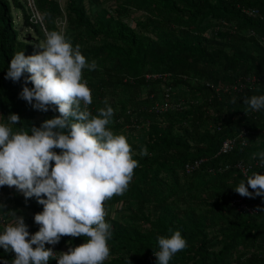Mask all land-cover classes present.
<instances>
[{"label":"trees","instance_id":"16d2710c","mask_svg":"<svg viewBox=\"0 0 264 264\" xmlns=\"http://www.w3.org/2000/svg\"><path fill=\"white\" fill-rule=\"evenodd\" d=\"M23 2L0 0V123L18 114L21 123L14 131L59 116L39 111L36 121L38 111L19 98L28 73L19 83L5 79L13 55H32L36 48L20 36L13 8L23 12L25 26L40 33ZM35 6L47 33L60 31L56 21L65 16L63 34L81 46L89 62L96 61V70L85 69L93 101L89 110L96 115L98 100L110 96L109 106L118 109L115 128L126 129L138 162L127 190L105 202L112 237L104 264H156L157 237L177 230L187 246L169 264H264V211L249 215L233 208L232 198L241 197L233 189L243 177L220 171L264 151V110L247 111L243 103L264 95V0H66L64 8L56 0H35ZM248 9L260 16L248 15ZM134 12L142 14L132 25L128 18ZM155 74L167 77L147 78ZM239 83L245 86L234 89ZM166 89L169 103L181 109L151 111ZM243 128L254 132L248 147L216 156L222 141ZM202 158L207 161L200 169L187 173L186 163ZM17 191L0 188L5 196L0 204L6 205L0 214L16 211L29 231L37 232L34 216L43 206L35 197L26 203ZM251 200L264 209V197ZM86 239L64 236L58 246H80ZM0 257L12 260L15 253L1 248ZM49 264L57 263L50 259Z\"/></svg>","mask_w":264,"mask_h":264},{"label":"clouds","instance_id":"9594fccd","mask_svg":"<svg viewBox=\"0 0 264 264\" xmlns=\"http://www.w3.org/2000/svg\"><path fill=\"white\" fill-rule=\"evenodd\" d=\"M86 68L96 70V61L89 62L79 44L73 46L70 38L56 30L46 34L45 43L32 55L19 51L11 58L6 80L19 83L29 74L19 98L34 110L58 112L59 116L29 130L21 127L14 131L13 126L21 123L15 113L0 123V188L15 187L26 203L35 197L43 206L34 216L40 226L35 234H30L22 215L6 212L11 222L0 233V247L14 252L15 257L3 264H49L50 259L58 264H104L110 256L112 231L105 220V202L127 190L138 162L132 158L126 136L107 127L114 115L107 100L96 115L89 110L93 101L83 77ZM231 103H236V98ZM243 103L247 111L264 110V95H252ZM54 149L61 151L58 154ZM140 154L147 155V149ZM252 158H258L264 167V151L253 153ZM242 175L234 192L250 199L264 197V175ZM5 207L0 204V209ZM64 236L87 239L68 252L46 248L57 245ZM157 244L159 250L153 251L156 264H169L187 246L178 230L168 237L158 236Z\"/></svg>","mask_w":264,"mask_h":264},{"label":"built area","instance_id":"2783aa9c","mask_svg":"<svg viewBox=\"0 0 264 264\" xmlns=\"http://www.w3.org/2000/svg\"><path fill=\"white\" fill-rule=\"evenodd\" d=\"M24 3H26V8L29 9V11L32 13V17L35 13H40L36 6H35V0H24ZM248 15L253 17L260 16L259 11L256 9H248L246 11ZM264 20V15L260 16ZM167 75L165 74H155V75H147L148 79H161L166 78ZM247 80H249L247 78ZM245 85L242 83H239V87L235 86L234 89L240 90ZM217 91L220 90V88H216ZM225 91H229L230 87L227 86L224 88ZM170 89H166L165 99L161 100L160 102L153 103L151 106V111L156 112L158 114H163L168 112L169 110H180L181 105L179 104H172L169 103L168 99L170 98L169 94ZM254 134V132L250 129H241L236 134H234L231 137L225 138L221 145L219 146V149L216 153V156H225L228 154H231L235 149L237 148H246L249 145V139ZM207 161L206 158L202 159H195L192 161H189L185 165V170L187 173H192L194 171H197L200 169V167ZM223 168L220 169V171H234L240 174L243 178L244 176L242 173L246 172L248 175H251L253 172H259L260 174L264 175V167L260 166L259 159H252L250 161L240 159L236 161L235 163H227ZM231 205L233 208H235L238 212L246 213L249 215H257L259 211H257L259 207V203L257 201H253L250 198L246 197H234L231 200ZM11 222V217L8 216L6 213L0 214V233L4 231L5 226ZM30 239V237H29ZM36 246L33 245V248ZM2 247H0L1 249ZM46 248H53V250L56 253H61L62 248L57 245H46ZM6 260L2 257H0V264H3V261ZM11 261V260H8ZM57 264L58 262L54 260Z\"/></svg>","mask_w":264,"mask_h":264},{"label":"rangeland","instance_id":"374dc122","mask_svg":"<svg viewBox=\"0 0 264 264\" xmlns=\"http://www.w3.org/2000/svg\"><path fill=\"white\" fill-rule=\"evenodd\" d=\"M56 1L61 5L62 8L65 7V1L66 0H56ZM24 4H26V3H24ZM86 6H87V8L89 10H94V9L90 8V4L88 2H86ZM141 14H142L141 12H134L133 15L130 18H128V21L132 25H134L135 24V20ZM13 16H14V20H15V23H16V28L18 29V31L20 33V36L22 38H27V40L30 41L32 43V45H34L36 48H38L41 44L45 43L47 32H46V30H45V28L43 26V14L35 13L34 16L32 17L33 21L38 24V26L40 28V33H36L34 31V29L25 26L24 19H23V12L21 10H17V9L13 8ZM56 23H57V26H58L60 32L64 33L65 28H66V17L63 16L62 18L58 19L56 21ZM87 72H88V70H85V69L83 70V77L87 74ZM105 100H107L108 105H109L110 102H111L110 96L107 95L105 98H103L101 100H98L99 102L102 103V105L100 106L101 108L105 107V103H104ZM160 100L161 99L157 100V102L160 101ZM113 110H114V114L116 115V111H118V109L115 107V108H113ZM40 118H41V115H40V113L38 111V115L36 116L35 120L39 121ZM115 124H116V117L113 115L112 122L107 127L110 130H112L114 132V134H125L126 129H116L115 128ZM10 189H12V187ZM17 194L20 195V196H23V194L21 192H19V191H17ZM4 200H5V196L1 195L0 202L2 203V202H4ZM119 208H120V205H117L116 207H114L112 209V214L115 215L114 214L115 209H119ZM29 213H30V210H26V214L28 215ZM29 232H30V234H35L36 233V232H32V231H29ZM70 247L74 248L76 246L75 245H71ZM70 247H68L66 245L62 246L61 247L62 248V252H68Z\"/></svg>","mask_w":264,"mask_h":264}]
</instances>
